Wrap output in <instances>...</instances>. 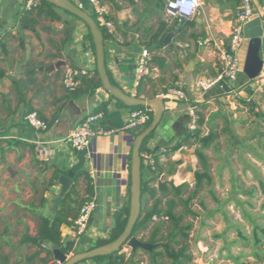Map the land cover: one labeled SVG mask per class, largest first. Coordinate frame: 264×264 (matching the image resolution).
Instances as JSON below:
<instances>
[{
    "label": "crops",
    "instance_id": "0c3cea01",
    "mask_svg": "<svg viewBox=\"0 0 264 264\" xmlns=\"http://www.w3.org/2000/svg\"><path fill=\"white\" fill-rule=\"evenodd\" d=\"M71 1L90 12L87 0ZM99 2L106 10V19L113 25L104 42L105 67L110 81L128 95L142 99L158 97L164 100L162 120L147 142L153 169L146 167L142 160V169L145 168L144 182L154 175L157 163L162 168L159 180L172 181L174 185H191L195 171L192 173L190 165H184L178 152L171 153V149L183 136L191 133L188 130L189 107H195L202 116L204 123L200 132L201 135H206L211 131L209 128L215 116H222L219 115L222 114V108L217 106V102H228L232 105L230 99L237 98L241 103L240 100H246L239 95L253 97L252 92L262 88L264 0H252L254 18L259 19L262 33V72L254 82H245L246 79L240 80L237 76L234 83L228 84L232 89L229 94L218 88L201 93L195 85L199 80L213 79L221 70L218 51L228 47L238 8L236 0H202L197 14L188 21H179L174 17L165 19L166 16L170 17L164 9L165 0ZM23 6L24 0H8L4 7L1 4L0 13V72L3 74L0 77V264H58L52 259L51 243L44 245L40 242L39 245H34L25 242V238L35 237L40 218L51 220L57 210L60 211L63 199L57 207L53 204L59 192L57 179L59 175L71 172V198L79 201L94 198L97 208L91 215L88 231L82 237H75L70 224H61L59 227L61 241L73 243L72 251L68 255L87 251L97 240L108 239L116 213L125 206L129 198L128 157L134 138L132 130L122 128L131 110L119 106L101 87L93 90L91 81H97L96 75L82 78L77 90L67 93L61 83L64 65L95 71V60L92 61L90 56L85 57V46L92 48L85 39V26L76 19H64L57 13L58 9H53L58 20L52 22L46 16L47 9L39 6L25 12ZM186 22H192L193 25L183 27ZM169 34H172L170 42L164 44L163 41ZM246 44L247 41L241 50L244 51ZM143 48L148 49L152 56L151 74L137 82L134 79V66ZM240 51L238 56L242 66L244 52L241 54ZM196 58L198 62L190 73V92L196 106L163 98L170 89H185V63ZM61 60L63 66L49 70ZM102 104H105V114L99 125L104 129H114L112 134L93 138L89 147L80 152L50 144L66 132L67 121L74 119L72 129ZM31 112L47 123L48 131L37 133L27 125L25 116ZM231 137L229 135L228 138L232 139ZM193 141L194 139L189 140L182 147L192 148ZM229 145L224 148V157L231 152L239 154L240 144L237 140L231 147ZM49 147H55L53 155L41 153V149L46 151ZM248 148L251 150L250 146ZM250 153L246 152L248 157ZM249 159L241 172L255 171L251 158ZM177 161L183 163L175 167L172 175L167 174L170 165ZM225 165L220 164L219 168ZM183 168L187 174L183 173ZM39 172L42 173L41 177H38ZM88 186L91 191L89 195ZM150 186L156 185L154 183ZM240 192L245 194L244 191ZM231 200L235 202L238 199ZM243 200L240 203L246 204V200ZM148 201L150 200L145 195L144 202ZM224 202L229 203L230 199ZM39 205H45V208H40ZM216 215L222 218L225 226L213 230V239L209 237L205 244L202 239L197 241L201 260L192 257L191 261L195 264H213L209 257L213 255L220 259L218 264H238L237 258L230 254V247L240 244L238 232L241 233V230L228 227L224 213L217 212ZM157 221L154 219L149 228L140 231L138 235L147 236ZM204 234V230H201V236ZM229 236H232L231 239H228ZM171 246L178 248L174 244ZM157 251L163 252L160 249ZM139 252L141 250H137L135 257ZM202 259H205L204 262ZM251 261L253 263L248 264H259L254 259ZM148 263L147 259L141 262ZM79 264L100 263L87 260Z\"/></svg>",
    "mask_w": 264,
    "mask_h": 264
},
{
    "label": "rangeland",
    "instance_id": "374dc122",
    "mask_svg": "<svg viewBox=\"0 0 264 264\" xmlns=\"http://www.w3.org/2000/svg\"><path fill=\"white\" fill-rule=\"evenodd\" d=\"M1 1L3 7L5 3L8 2V0ZM58 10H56L57 13H59L64 19H75L72 16L67 15L64 11L60 9ZM163 14L166 16L165 12H163ZM90 15L93 16L91 13ZM164 18L172 19V16H166ZM241 51V54L245 52V48L244 51ZM242 60L243 58L241 61ZM238 77L240 80L246 79L245 82L248 80L242 73L241 75H238ZM251 81L254 82V80ZM252 94H254L253 97H244L238 94L240 98L246 100V104L240 103L237 98L230 99L232 105L228 104V102H217V106L222 108V114H219L222 116H215L212 120V126L209 129L218 135L215 141L210 143L209 148L204 152L208 159L209 175L212 178V184L209 187L205 186L200 189L196 198L190 203L189 207L191 211L197 214V217L193 219L191 216H186L184 219V223L192 224V228L188 232V241L186 242L188 249L186 253L191 254L193 258H200L201 260V257L199 256L201 254L197 247V244L199 246L198 240L202 239V243L205 244L209 237L211 240L213 239L211 236L213 230L225 226L222 218H219L218 215H216L217 212H220L227 216L225 222L228 227L240 229L241 233L247 238L246 240H241L240 238V244L237 245V247H230V254L237 258L238 264H248V262H252L251 259L257 261L253 253L257 254L260 258L257 262L259 264H264V236L261 235L258 230L261 242L258 248H256L255 245H253L251 234L252 230L255 228L264 229V84L262 88L253 91ZM229 135H232V139L228 138ZM183 139L184 136L182 137V140ZM235 140L240 144L239 154L238 152L237 154L231 152L224 157V148L228 146V144H230L229 146L231 147ZM196 141L197 140L194 139L191 145L192 148L189 149H195L197 145L195 143ZM248 146L251 147V150H249ZM220 151L223 152L221 153ZM249 151L251 152L250 157H248L249 154H246V152L249 153ZM190 156L192 157L190 158ZM249 158H251V163L255 167V173L248 170L241 172L244 164L249 162ZM181 161H183L184 163H182L186 166L190 165L192 173L199 169L198 161L193 153L189 155L187 160L181 158ZM224 163H226V165ZM220 164L225 165V167L219 168ZM144 171L145 168L141 170L143 178L142 182L145 178ZM183 173L187 174L184 168ZM41 176L42 173L39 172L38 177ZM254 176H256L257 179ZM190 183L189 191L192 190L194 182ZM240 191H244L245 194H242ZM231 198H236L239 201L237 200L233 202ZM242 198L246 200V204L240 203V201H244ZM228 199H230L229 203L224 202ZM149 203L151 204V201H148L147 203L144 202L146 206H149ZM43 206L45 208V205H39L40 208H43ZM48 209L49 208H47V210ZM50 210L52 211V209H49V211ZM181 210L182 208L178 207L176 213H180ZM201 230H204L205 232L203 236H201ZM138 234L136 236L140 240L142 237H146L145 235L140 236ZM231 237L232 236H229L228 239H231ZM220 243L222 244V241H220ZM201 249L203 250L202 247ZM129 251L130 248L124 245L122 252L128 255ZM160 251L163 250L160 249ZM71 256L72 255H67V258ZM209 257L211 260L210 263L218 264L220 260L218 257L216 258L213 255H210ZM145 259L148 261L149 256L142 251L139 252L137 257H135L136 263L139 264ZM202 260L204 262L205 259ZM161 261L164 264L169 263L166 259H162ZM207 261H209L208 257ZM224 262L226 263V261ZM186 264L195 263H192L191 261V263Z\"/></svg>",
    "mask_w": 264,
    "mask_h": 264
},
{
    "label": "trees",
    "instance_id": "16d2710c",
    "mask_svg": "<svg viewBox=\"0 0 264 264\" xmlns=\"http://www.w3.org/2000/svg\"><path fill=\"white\" fill-rule=\"evenodd\" d=\"M39 1L40 4L38 5V7L41 6L47 9L45 12L46 16L52 22L57 21L58 17L56 16L53 10L56 8L44 2L43 0H39ZM66 14L69 15L68 13ZM92 18L96 23V19L94 15L92 16ZM176 23L177 22H175V24ZM191 25H193L192 22H186L184 23L183 27L186 26L188 27ZM184 29L185 28H183V31ZM100 30L102 32L104 40H106L108 37L107 32L102 28H100ZM85 39L89 41L92 47L90 34L87 28H86ZM2 75H3L2 72H0V77ZM91 82H92L93 90L96 88H100L98 81L93 80ZM111 83L114 84L113 82ZM240 101L241 103L246 104L244 100H240ZM116 102L119 106L124 107L120 102L118 101ZM187 103L196 106L193 104L192 101L191 102L188 101ZM104 109H105V104H102L93 112V114L102 112L104 115L105 114ZM138 109H144V108L143 107L130 108V110H138ZM197 116H198L197 129L192 134L189 133L187 136H185L183 140L181 139V141L178 142L171 149V153L177 152L180 148H182L184 143L189 142V140L191 139L197 140L195 142L197 145L194 149L193 155L196 157L198 161L199 169L193 173L194 183L192 190L190 191L188 190L189 189L188 183L174 185L172 181L167 182V181L159 180V175L162 171V168H160L157 165V163H155L156 172L154 173L153 176H151L150 179H148L145 182L144 181L142 182V175H141V211L139 218L133 228L132 235L136 236L140 231L141 232L145 231L146 229L149 228L150 224L153 222L154 219L158 220L150 228L147 236L141 238V242L152 244L155 246L151 251L141 250L143 253L149 256L148 264H164L161 261L162 259L168 260L169 261L168 264H186V263H190L192 260V256L186 253L188 249L186 243L188 241L187 240L188 232L191 230L192 224L184 223V219L186 216H191L193 219L197 217V214L191 211L189 207L190 203L192 202V200L196 198L200 189L204 188L205 186L209 187L212 184V178L209 175L208 159L206 158L204 152L206 149L209 148V144L214 142L215 139L217 138V134L213 133V131H209L206 135H201L200 127L203 125V118L198 112H197ZM150 121L147 123V125L150 123ZM147 125L132 130L133 138H135ZM153 133H151L150 136L143 142L140 148L141 155L143 153H148V152L151 153V151L147 148V142L149 139H151ZM128 159L130 160V156L128 157ZM181 163H182L181 161H177L174 162L172 165H170L167 174L172 175L175 170V167L181 165ZM56 177L57 175H55L54 177L55 180ZM154 183L156 185L155 187L150 186V184H154ZM71 193H73V188L65 195L59 207L60 211L57 210L55 216L51 220L46 218H40L37 234L35 235V237L32 238L26 237L25 242L34 245H39L40 242L47 241L52 245H54L57 249H59L64 255L67 256L68 254L71 253L73 243L69 241L68 242L61 241L59 227L61 226V224L72 225V222L76 218L81 205L85 202V200L79 201L78 199H72ZM87 193L88 195L91 194L89 186L87 188ZM145 195L151 201V204L149 206H146V204H144ZM178 207L182 208L180 213H176ZM128 208H129V199L125 204V206H123V208L116 213L114 225L109 233L108 239L97 240V242H95L90 247V249L112 242L123 232L128 217ZM258 230L260 231V234L264 236V229L262 228L259 229L255 228L251 232L253 245H255L256 248H258L261 242V238H259ZM238 237L241 238V240L247 239L246 236H244L240 232H238ZM171 244H174L178 248L174 249L171 246ZM159 249L163 250V252L157 251ZM136 252L137 250L135 252L130 251V253L126 255V253H123L121 250L120 252L114 255L108 257L96 258L93 259V261L100 264H139L134 261ZM48 254L50 255V251L48 252ZM253 255L257 259V261L260 260L257 254L253 253Z\"/></svg>",
    "mask_w": 264,
    "mask_h": 264
},
{
    "label": "built area",
    "instance_id": "2783aa9c",
    "mask_svg": "<svg viewBox=\"0 0 264 264\" xmlns=\"http://www.w3.org/2000/svg\"><path fill=\"white\" fill-rule=\"evenodd\" d=\"M90 5V13L95 16L96 24L99 28L104 29L106 32H111L113 25L112 22L106 19V10L100 4L99 0H87ZM202 0H165V11L170 16L178 19L179 21H188L194 18L200 6ZM237 13L235 15L234 23L232 25L229 43L227 48H220L218 53L219 62L221 63L220 72L211 80H199L195 87L201 93H206L213 88L223 90L220 86L221 82L227 85L228 94L232 92V89L228 84H232L236 81L237 76L241 73V66L239 61V51L242 49L246 38V25L249 21L254 19L255 14L253 11L252 0H236ZM39 0H24V11L29 12L38 7ZM0 13H1V0H0ZM85 57L93 61L94 54L92 48L86 45ZM151 59L150 51L143 48L134 66V79L139 82L145 77L151 74ZM95 75V71L86 69H75L70 65L63 66V74L61 83L64 90L67 93H74L80 83V80L84 77ZM166 100L187 103L188 98L183 87L170 89L163 96ZM189 124L188 130L193 133L197 129V111L195 107L188 108ZM103 114H91L88 115L83 121L75 125L66 136L58 138L56 141L50 143L56 144L62 148L70 149L74 152H80L87 149L95 137L107 136L112 134L114 129H104L99 125ZM152 117V111L149 108L131 110L123 125L124 130H134L147 125ZM25 122L27 125L37 133H44L48 131V125L46 122L39 119L36 113L31 112L25 116ZM41 153H48L53 155L55 147H49L48 149H41ZM141 160L144 161L146 167L153 169L154 164L151 154L143 153ZM97 204L93 199L85 201L72 222V227L75 237H82L88 231L90 226V219L92 213L96 210Z\"/></svg>",
    "mask_w": 264,
    "mask_h": 264
},
{
    "label": "water",
    "instance_id": "95a60500",
    "mask_svg": "<svg viewBox=\"0 0 264 264\" xmlns=\"http://www.w3.org/2000/svg\"><path fill=\"white\" fill-rule=\"evenodd\" d=\"M49 5L60 9L69 15L75 17L80 22L84 24L87 28L93 48L94 60H95V72L97 81L101 89L107 93L115 101L120 102L126 108H149L152 111V117L150 123L133 139L131 149H130V160H129V208L128 217L126 225L123 232L112 242L105 245L89 249L87 251L77 253L71 257H66L59 249L54 245L51 247L52 259L57 261L58 264H79L87 260H93L96 258L108 257L114 255L122 250L124 245H126L132 252L136 250L151 251L155 246L152 244H147L141 242L136 236L132 235L133 228L139 218L141 211V167L142 160L140 155V148L143 142L153 133L159 126L164 111V100L162 98H152V99H142L139 97H134L124 93L119 87L112 84L105 67V45L102 32L98 25L93 20L92 16L83 10L80 6L73 3L71 0H43ZM261 28L260 21L258 18H254L249 21L246 25V38L247 44L245 47L244 57L241 66V73L248 80H255L259 77L263 69V61L261 58ZM172 34H169L164 39V44H168ZM2 48L4 45H1ZM62 58V56L60 55ZM198 62V58L190 63H185V77L183 83L185 85V92L188 101H193V97L190 92L191 85V70L195 63ZM64 63L59 61L55 65L49 68L50 71L54 69H59ZM223 91L228 92L227 85L224 82L220 83ZM73 120H69L65 123L66 132L60 134L66 136L70 130ZM178 154L184 158L188 159L191 153H194L192 149L180 148ZM190 170V167L188 168ZM73 174L68 172L66 175H59L57 183L59 185V192L54 201V206L57 207L64 196L69 191L72 184ZM91 223V219L89 221ZM47 245V241L41 242Z\"/></svg>",
    "mask_w": 264,
    "mask_h": 264
}]
</instances>
